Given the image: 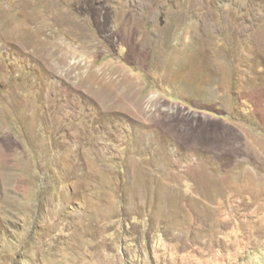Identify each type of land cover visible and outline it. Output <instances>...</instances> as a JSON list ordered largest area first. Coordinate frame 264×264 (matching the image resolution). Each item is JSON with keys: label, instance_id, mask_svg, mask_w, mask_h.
Here are the masks:
<instances>
[{"label": "rangeland", "instance_id": "obj_1", "mask_svg": "<svg viewBox=\"0 0 264 264\" xmlns=\"http://www.w3.org/2000/svg\"><path fill=\"white\" fill-rule=\"evenodd\" d=\"M0 264H264V0H0Z\"/></svg>", "mask_w": 264, "mask_h": 264}, {"label": "trees", "instance_id": "obj_2", "mask_svg": "<svg viewBox=\"0 0 264 264\" xmlns=\"http://www.w3.org/2000/svg\"><path fill=\"white\" fill-rule=\"evenodd\" d=\"M235 83V81H233ZM238 97L237 93L233 90L232 91V99L235 100Z\"/></svg>", "mask_w": 264, "mask_h": 264}]
</instances>
